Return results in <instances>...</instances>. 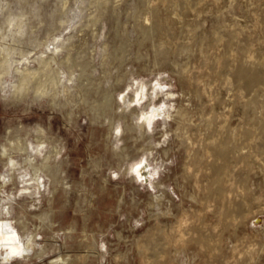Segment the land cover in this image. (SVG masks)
Listing matches in <instances>:
<instances>
[{
	"label": "rangeland",
	"instance_id": "obj_1",
	"mask_svg": "<svg viewBox=\"0 0 264 264\" xmlns=\"http://www.w3.org/2000/svg\"><path fill=\"white\" fill-rule=\"evenodd\" d=\"M3 1L4 0H0V3L2 4ZM8 1L12 5L8 3ZM31 1L5 0L3 6L0 4L2 6H0V24L3 23L2 25L5 26V23H8L11 11H22L20 13H24L23 16L29 14L27 16L28 19L34 17V20L36 19L35 21H37L39 17L37 15L34 16L33 13L38 10L42 18H47L46 21H49V25H51L52 22L57 23L60 19L56 18V20H53L52 17L57 16L55 15V11L63 8L61 5L64 1L67 3L66 5L64 4L67 8L63 10L65 11V17L72 14L71 16H76L75 19L77 21L83 19L81 22H85L84 18L86 20V17L88 18L87 14L91 11L88 1L85 2L86 4L88 2V6L85 4L86 7L84 6V10L81 11L77 7L79 0ZM148 1H153L159 5L156 8L155 19L152 18L147 22V20L145 21L144 19V15ZM70 2L72 4H69ZM140 2L139 0L104 1L102 6H107H104L103 9L106 7V13H109L106 16H110L108 20V17L104 20L105 23L103 22V27H100V24L94 26L98 28V34L95 30L94 32L88 33L92 36L87 34L86 37L81 38V34L78 35V33H74V36L72 34L71 37L72 42L70 43L69 41L68 47L63 48L62 51L64 53L61 52L63 53L61 56L64 57L67 51H71L73 52L71 54H74L71 60L63 64V66L65 65L66 74H68L69 66L77 64L72 67L75 66L74 68L79 77L82 65L85 63L88 64V72L91 75V79H85V82H89L88 85L91 90L88 88V91H85L87 92L85 95L83 94V96H81V93L75 89L77 87L74 86L67 95V99L70 102L63 97L64 100L62 99V101L64 104H58L57 106V104L51 101L40 100L39 98L32 99L30 97L22 99L5 97L2 95L3 91H1L0 142L5 141L7 135H25L26 127H33L40 123L46 128L51 138L56 139L58 143L63 145L62 153L60 154V157L63 158H59L62 160L59 162L58 166L60 167L59 169L57 167V174L54 180L57 189L54 195L51 196V202L48 199L47 193L43 195V197H39L37 193L34 195L24 193L19 196L18 194L22 193V182L19 181L21 178H19L18 181L16 180L17 172L15 173L14 181L7 184L5 187L6 189L2 188V179H0V210L2 209L3 201L9 199L11 194L17 196L14 201V217L19 218L22 216L21 219L24 220L26 224L25 227L22 223L16 221L15 223L19 227V230L22 233L26 231L37 233L36 241L38 242V249H49V253L43 258L39 255H34V253L30 258L16 256L14 260H11L12 264H52L51 260L58 255V249H55V246H59L61 252L71 256L69 264H143L141 258L142 249L149 250L153 256L152 258L157 259L158 246L160 245V236L162 234L161 225L157 222L156 213L159 207L154 195L160 191L157 187L156 189L155 186H150L147 182L143 184L140 181L138 182V180L133 178L132 172H126V167L133 162L135 157L144 152L149 153L151 150L149 153L151 155L149 158L151 166L154 165L156 161L164 164L160 170L161 177L165 183H167L170 195H172L174 200L176 199V210L180 209L178 206L180 202L179 199L184 198L185 204L189 205L191 193L194 195L197 194V188L194 186V179L192 176H189V174L186 173L187 170H185V162L190 160L188 156L190 147H188L183 138L176 132V121L169 118L167 119L168 121H165L164 114L162 118L160 117L162 121L158 120L159 122H156V127L154 126L155 129L151 131L152 133H150V135H148L149 132L142 134V132L140 133V131L133 128H126V130V123L133 124L136 122V119H133L134 114L131 113V108H127V118L122 121L118 128H111L109 127V120L105 117L104 111L98 108L99 102H101L103 98L102 92L100 91H103L106 87H110L112 90L109 112L111 115H115L122 111V96L127 92L131 82L133 83L135 81L134 83H137L140 80H144L149 82L148 85H163L162 92L159 94L158 98H156V102L163 99V103L164 100H166V103L169 104L170 107L174 103L176 106L183 104L188 107L190 115L192 116L190 120L191 128L189 129L192 133L194 132L193 134L196 135L197 138L200 136L201 132L206 130L205 126L209 122L206 117L208 119H210V117L215 118L218 122L227 117L228 119L230 118L229 121L232 122V125L247 126L246 123L249 120L252 122L253 119L257 118L263 109L264 79H261L262 81H257L253 86H248L237 76L235 77L232 73V69L246 64L248 66L254 65L264 73V0H189L190 4L188 1L183 0L179 3L180 6L178 5L177 8L179 15L172 8L170 0L167 2L168 4L166 2L164 3L163 0H140ZM54 4L56 7H54ZM188 5H190L189 8ZM29 7H31L32 10ZM69 7L70 10H73L70 11ZM1 10L4 14L6 13V15L3 16ZM24 10L27 11V14ZM107 10L113 11L110 13ZM135 14H137L136 17ZM7 15L9 16L7 17ZM180 18H182L181 20L183 21H179ZM137 19H140V21ZM155 21H157V23H155ZM142 22L147 25L155 24L156 31L154 34L159 37L161 35V37L159 38L153 34L149 36L144 35L146 38L143 37V34H141L142 32L137 31L139 30V24ZM182 22L184 24V26L183 24L182 26L185 28H182ZM64 29L63 30L66 32L72 30L69 27ZM39 32L45 33L42 29H40ZM80 32L82 33V31ZM176 33L178 34L176 35ZM154 36L156 38H153ZM74 37L75 40L73 41ZM22 38L24 39H19L20 41L17 40V43L21 42L18 43L20 45L15 44V40L11 43L15 47L18 46L17 48L21 47L23 49L31 45L26 42L27 40L28 42L32 41L34 43L39 41V37L35 36L33 38V35H24ZM77 42L80 45L77 44ZM105 43L110 48L109 53H106L103 48L106 46ZM162 43H164V45ZM71 46L75 47L72 48ZM69 47L71 50H69ZM25 49L28 50L29 48ZM253 55H255V57H252ZM73 56L75 57L73 58ZM216 57L222 62H218ZM244 57L247 60H245ZM2 58L0 54V64L3 63ZM249 59H252L251 61L253 62H248L249 64L244 62L249 61ZM69 62L73 63L69 64ZM32 64L37 65V61H33ZM185 67L191 71L189 72ZM219 69H221V71ZM188 73L192 74L191 79L188 78ZM213 73L217 74L214 75ZM77 75L74 76V83L77 80L79 81ZM221 75L224 76L222 77ZM231 77L234 78L229 81ZM218 79L220 81L222 80V82L220 83ZM232 80H234V83ZM223 83L225 85H223ZM101 87H103V89ZM112 88L115 89L113 90ZM238 88L240 90H238ZM169 89L173 90L170 97H173L175 94L173 97L174 101L166 97L168 95L165 92H167V90L169 91ZM210 93H212V95ZM77 97L78 99H76ZM244 97H246V99ZM238 99L239 103H237ZM66 101L70 104H67ZM161 103L162 102H160V104ZM171 108L173 109V107ZM98 112L99 114L101 112V114H97ZM248 117H250L249 120ZM196 123L197 125H195ZM164 126L165 128L168 126L170 129H168V134L164 132ZM201 129L204 130L202 131ZM112 132L115 134H111ZM129 152L131 154H128ZM194 168L195 164L191 166V170L193 171ZM4 172H6V175L12 174L11 170L6 168L4 159L0 155V173ZM159 177L160 175H156L155 179ZM256 180L258 181V179ZM58 186L60 187L59 189ZM248 186L251 187V189L254 187L252 182H249ZM249 193H244V195L242 193L243 197L240 195L238 199H245L244 197H246V199L249 198L250 201L254 203L253 209H258V203L254 202L255 200ZM185 194L187 195L185 196ZM21 207L24 208V210ZM258 213V215L264 218V212ZM250 217L249 215L245 223L240 222L237 224L236 222V224H233L232 215L229 216L230 220L227 218V222L225 221L221 226L219 225V229H223L222 242L224 243L227 253L230 254V259H232V252L228 250V245H231L232 242H229L230 239H228V237L230 236L229 238H231V235L234 236L238 234V241L245 249L244 255H241L242 259L239 264H254L253 262L247 263L246 259L248 258V260H250V255L246 250L255 251V256L258 258L255 264H264V219L258 223V225L262 224L261 226L254 227L250 222ZM161 218L164 221L166 220L163 217ZM212 218H210V221H215V217ZM166 221L170 224L171 218H168ZM232 230L236 231L234 232ZM239 235L242 237L240 238ZM224 238L227 241V245L225 244ZM247 247L251 248L249 249ZM197 258V263L195 264H203L201 263L202 257L197 256ZM209 259L211 260V258ZM0 260L2 261L1 258ZM1 261L0 264H4V261ZM149 262V264H157L151 261Z\"/></svg>",
	"mask_w": 264,
	"mask_h": 264
},
{
	"label": "bare ground",
	"instance_id": "obj_2",
	"mask_svg": "<svg viewBox=\"0 0 264 264\" xmlns=\"http://www.w3.org/2000/svg\"><path fill=\"white\" fill-rule=\"evenodd\" d=\"M86 1L89 2V5H90L89 8L91 11L87 14L88 18L85 16L86 17V20L84 18L85 22H81L83 19L81 21H80V19L77 21L75 19L76 16H71L72 14L65 17V15H64L65 11H63V10H64V8H67L65 6L67 4L66 1L62 2L63 4L60 2L62 4L61 6H63V8L60 7L61 9H59L58 11H55L56 9L54 10L56 12L55 15H57V16L52 17L53 20L54 19L56 20V18H59L60 21L59 22L57 21V23L52 22L51 25H49V21L48 22L46 21L47 18L45 19V18H42L40 16L39 10L33 13V15L34 16L37 15L39 17V19L37 21H35L36 19L34 20V17H33L32 18L33 21H32V19L30 17L29 18L31 20L28 19L27 16L29 14H27V11L24 10L26 12L27 16H23L24 13H20L22 11L15 12V11H11L9 9L11 12L9 14L10 17L8 19V23H5L6 24V25L4 24L5 26L2 25L3 24L2 22H1L2 24H0V54L3 57L2 58L3 63L0 64V95H1V91H3L2 95L5 97L22 98V99H27L30 97L32 99L39 98L40 100L51 101V102L57 104V106H58V104H64V102L62 101L63 97H65V100L69 101L67 99V95L71 92L70 90H72L71 88L72 87L74 88V86L77 87L75 89L81 93V96H83V94L85 95V93H87L85 91H88V88H89L88 83L89 82L86 83L85 79H91L90 78L91 75L88 72V66H87L88 64L84 62L85 64L82 65L81 71L79 72L80 73L79 77H78L76 70L74 68L75 66L72 67L73 65H77V64H72V66H69L68 74H66L65 68H64L65 65L63 66V64L66 61L71 60L72 55H74V54H71V53H73L71 51H67L68 53L66 52L67 54L65 53L66 55L64 54V57L61 56L64 53L62 51L63 48L68 47L69 41H70V43L72 42V40H71L72 34L74 36V33H78V35L81 34V38H84V37H86V35L88 33H91L92 31L94 32L95 30L96 31L98 30L97 27H94V26H96V24H98V25L100 24V27H103V24L105 23L104 20L106 19V17H108L107 20L109 19L110 15L106 16L109 14V13L108 14L106 13V7L104 8L105 10L103 9V7L107 6V5L102 6L103 5L102 3L104 1L108 2V0H79L78 3L76 1L77 5H78L77 7L79 8L80 11L84 10V6L86 4L85 3ZM130 1H132V0H130ZM168 1L169 0H163L164 3L165 2L167 3ZM170 1H171V3L170 2L169 3L171 4L172 8L179 15L177 8H178L179 3H181V1H183V0H170ZM186 1H188V3H189V0H186ZM3 2H2V4L0 3L2 6L4 5ZM35 2H37V1H35ZM38 2H39V0H38ZM88 2H87V4H88ZM139 2H140V0H139ZM200 2L203 3L202 1H200ZM8 3H10V2L8 1ZM18 3H21V2H18ZM7 4H6V6H7ZM15 4H16V2H15ZM69 4H72V3L70 2ZM147 4L148 5L145 9L144 19H145V21L147 20V22H148L152 18L155 17L156 11H157L156 8L158 7L159 4H157L153 1H151V2L148 1ZM21 5H23V4H21ZM25 5H26V3H25ZM56 5H58V4H56ZM184 5H185V3H184ZM46 6H47V4H46ZM125 6H126V4H125ZM189 6L190 5H188V8H189ZM1 7H0V9H1ZM17 7H16V10H17ZM31 7H29V8H31ZM54 7H56L55 4H54ZM70 7H69V10H70ZM94 7H95V9H94ZM24 8H26V7H24ZM31 10H32V8H31ZM72 10H70V11H72ZM87 10H89V9H87ZM192 10H194V9H192ZM112 11H108V12L111 13ZM141 11H142V8H141ZM30 12H33V11H30ZM2 13H3V16L6 15V13L4 14L3 11H2ZM44 13H46V12H44ZM82 13H83V11H82ZM51 14H53V13H51ZM78 14H79V12H78ZM184 14H185V11H184ZM9 15H7V17ZM44 15H46V14H44ZM136 15L137 14H135V17H136ZM158 15H160V14H158ZM166 16L169 17L168 15H166ZM175 16H177V15H175ZM31 17H32V15H31ZM127 17H128V15H127ZM140 17H137V18H140ZM183 17H185V16H183ZM81 18H83V17H81ZM162 18H164V17H162ZM144 19H143V21H144ZM154 19H153V21H154ZM181 19L182 18H180L179 21ZM5 20H7V19H5ZM50 20H51V18H50ZM137 20L140 21V19H137ZM181 21H183V20H181ZM126 22H128V21H126ZM155 23H157V21H155ZM77 24H79V25H77ZM182 24H183V22L181 23V26H182ZM159 26H160V24H159ZM183 26H184V24H183ZM183 26H182V28H185ZM68 27L71 28L72 30L70 29L71 30L70 32L64 31V30H66L64 28H68ZM131 27H133V26H131ZM167 27H169V26H167ZM189 27H190V25H189ZM138 28H139V30H137V31H141L142 33L141 32L140 33L143 34V37L149 36L151 34L155 35L154 34V32L156 31L155 24L147 25V24L142 22L139 24ZM163 28H165V27H163ZM40 29H42L43 32H45V33H40L39 32ZM159 29H160V27H159ZM191 29H192V27H191ZM80 31H82V33ZM132 31H133V29H132ZM166 33H167V29H166ZM97 34H98V31H97ZM168 34H167V36H168ZM177 34L178 33H176V35ZM24 35H26V36L33 35V38L35 36L36 37L38 36L39 41L37 43H34L32 41L28 42V40H27L26 42L31 44L29 47L28 46L25 47V48H29L28 50H26L25 48L22 49L21 47L17 48L18 47L17 45H20L18 43H21V42L17 43V40L20 41L19 39H21V40L24 39V38H22ZM88 35H91V34H88ZM155 36H158V35H155ZM155 36L153 38H156ZM75 37H74L73 41L75 40ZM160 37H161V35H160ZM91 39H92V37H91ZM234 39H235V37H234ZM14 40L16 41L15 44H17L16 45L17 47H15L11 43ZM82 40H84V39H82ZM228 41H229V38H228ZM141 42H143V41H141ZM144 42H145V40H144ZM223 43H225V42H223ZM23 44L25 45L24 42H23ZM29 44H27V45H29ZM77 44H79V43L77 42ZM162 44L164 45V43H162ZM72 45H73V43H72ZM235 46H236V44H235ZM239 46H240V44H239ZM74 47H72V48H74ZM99 47H101V46H99ZM188 47H190V46H188ZM76 48H77V46H76ZM103 48H104L106 53H109L110 48L107 46V44ZM167 48H169V47H167ZM118 49H119V47H118ZM189 49H191V48H189ZM69 50H71V48ZM165 51H167V50H165ZM233 51H232V53H233ZM61 52H63V53H61ZM111 52H112V50H111ZM205 52H206V50H205ZM252 54H254V53H252ZM238 55H239V52H238ZM222 56H223V54H222ZM246 56H247V54H246ZM74 57L75 56H73V58ZM252 57H255V55H253ZM216 58H217L218 62H222V61H219L218 57H216ZM232 58H234V57H232ZM238 59H240V58H238ZM244 59L247 60L245 57H244ZM251 60L249 59V61H244V62L245 63L247 62V64H249L248 62H250V63L253 62ZM33 61L34 62L37 61V65L32 64ZM74 61H76V60H74ZM0 62H1V60H0ZM70 63H73V62H69V64ZM231 63H234V62H231ZM259 66L261 67L260 64H259ZM186 68L187 67H185V69ZM210 68H211V66H210ZM216 68H218V67H216ZM77 70H78V68H77ZM209 70H211V69H209ZM219 70L221 71V69H219ZM190 71L191 70H189V72ZM184 73H185V71H184ZM232 73L235 75V77L237 76L239 79H241L243 82H245L248 86H253L257 81L264 79V73H262L254 65L253 66H248L246 64L240 65V66L232 69ZM197 74H199V73H197ZM216 74H214V75H216ZM76 75H77V78L79 79V81L77 80L78 83H77V81L74 83V76H76ZM180 75H182V74H180ZM191 75L192 74L188 73V75H187L188 78L191 79L192 78ZM221 76L223 77L224 75H221ZM208 78H209V76H208ZM208 78H206V79H208ZM232 78H234V77H231L230 80L229 79L228 80L231 81ZM202 79H204V78H202ZM202 79H201V81H202ZM90 81H92V80H90ZM197 81H199V80H197ZM206 81H205V83H206ZM209 81H210V79H209ZM233 81L234 80H232V82ZM134 82L130 83V85L128 86L127 92L125 94H123L122 104L118 102L122 106V111L119 113H116L115 115H111L109 112L110 98H111L110 96L112 95V90L110 89V87H108V88L106 87L105 89H103V87H101L103 89V91H100V92H102L103 98H102V101L99 102L98 108L101 109L102 111H104L105 117H107L109 120V122H108L109 127L115 128V129H116V127L118 128V126L122 123V121L127 118V113H126L127 108L128 109L131 108V113L134 114L133 119H136L135 120L136 122L133 124H127L126 123L125 129L126 128H133L137 131H140V133L142 132V134L149 132L148 135H150V133H152L151 131L155 129L154 126L156 125V122L158 120L162 121V120H160V117L162 118V116L164 114H165L164 115L165 121H168L167 120L168 118L175 120L176 124H177V127H176L177 131L176 132L178 133V135H180L183 138L184 142H186L188 147H190V151L188 154L190 160H187L185 162V168H186L185 170H187L186 173L189 174V176L193 177L194 186L197 188V194H195V195L193 193H191L189 190V192L191 193L190 199H189L190 200L189 205L185 204L184 198L179 199L180 202L179 203L177 202V203H178V206L180 209L176 210L175 209V207H177L175 205L176 199L174 200L172 195H170L169 190L167 188L168 185H167V183H165V181L161 177L162 175L160 173V170L162 169V165H164V164L159 163V161H156V163L154 165H152V166L150 165L151 161L149 158L151 155L149 153L151 150L150 151L148 150L149 153L148 152H144V153L141 152L143 154H140L139 156L135 157L133 162L130 163V165L126 167V172L127 171L132 172L133 178L138 180V182L140 181L142 184L147 182L150 186H153V187L155 186V188L157 187L158 190L160 191L159 193L154 195L156 198V202L158 203V207H159V208L157 207L159 210L156 214H157V222H158V224L161 225V234H162L160 236V243H159L160 245L158 246L159 250H158V254H157V259L152 258L153 256L149 250L142 249L141 258H142L143 264H149L150 263L149 261L157 263V264H195V263H197L196 262L197 256L202 257L201 263H203V264H239L241 259H242L241 255L242 254L244 255L245 249L243 248V246L240 245V242L238 241L239 240V238L237 236L238 234L236 235L234 233L235 234L234 236L231 235V238H229L230 236L228 237V239H230L229 242H232L231 245H228V248H229L228 250L232 252V256H233V258L230 259V254L227 253V250L225 249L224 243L222 242L223 241V229L221 230V229H219V227L221 226V224L223 222L226 221L227 218L229 219V216H231V215L233 218L232 219L233 224H236V222H237V224H239L240 222L245 223L248 216L250 215L251 216L250 222H251L252 226L258 227V226L262 225V224L258 225V223H260L262 221V219H264V218H262L260 215H258L259 214L258 212H264V106H263V109L261 110L260 115H258L257 118L253 119L252 122L249 120L250 117H248L249 121L247 120L248 122L247 123L245 122L247 124V126L246 125H240L239 126V125H234V124L232 125L231 124L232 122L229 121L230 118L228 119L227 117L222 119V120H219V122L216 121L215 118L210 117V119H208L206 117V119L209 121L207 123V125L205 126L206 130H204L205 128L202 124V126L204 128L203 129L204 132L200 131L201 132L200 136H198V138H197L196 135L193 134L194 132L192 133L189 129V128H191L190 127V120H191L192 116L190 115V111H189L188 107L184 106L183 104L176 106V104L173 102L174 104L171 106V107H173V109H172L169 106V104L166 103V100H164V103H163L162 98H161L162 99L161 101L159 100L158 102H156V98H158L159 94L162 92L163 85H160V84H157L160 86L148 85L149 82L144 81V80H140L137 83H134ZM221 82H222V80L220 81V83ZM196 83H198V82H196ZM217 83H218V81H217ZM223 85H225V84L223 83ZM226 85H227V83H226ZM76 90H74V91H76ZM235 90H237V89H235ZM238 90H240V89L238 88ZM229 91H230V89H229ZM165 93H167V95H168V96H166L167 98L169 97V98L173 99V97L175 96V94H174L173 97H170L171 94L173 93L172 89L171 90L169 89V91L167 90V92H165ZM115 94H116V92H115ZM184 94H185V92H184ZM210 94L212 95V93H210ZM75 95H76V93H75ZM113 96H114V93H113ZM113 96H112V98H113ZM214 96H215V94H214ZM233 96H235V95H233ZM239 96H240V94H239ZM175 98H177V97H175ZM234 98H232V99H234ZM244 98L246 99V97H244ZM73 99H74V96H73ZM73 99H72V101H73ZM76 99H78V97ZM217 99H218V97H217ZM67 101H66V103H67ZM173 101H174V99H173ZM69 102L67 104H70ZM160 102H162V103L160 104ZM232 102L234 103L233 100H232ZM237 103H239V99H238ZM253 103H255V102H253ZM227 108H229V107H227ZM97 111H98V109H97ZM101 112H100V114H101ZM97 114H99V112ZM254 115H255V113H254ZM233 121H235V120H233ZM132 122H130V123H132ZM195 125H197V123ZM168 126H166V128L164 126V128H165L164 132H166V133L170 130L168 128ZM115 129H113V130H115ZM135 130H132V131H135ZM113 133L114 132H112L111 134H113ZM141 145H142V143H141ZM0 146H1L0 155L4 159L5 166H6V168L10 169L12 172L11 175H6L5 174L6 172L0 173V179H2V188H5L7 184H9L11 181H14V176H15V173L17 172L16 180L18 181V179L21 178V180L19 179V181L22 182V187H21L22 193H19L18 194L19 196H21L24 193L32 194V195L37 193L39 195V197H43V195H45L47 193L48 199L51 202L52 201L51 196L54 195L55 190L57 189L55 187L54 180H55V177L57 174V167L59 169L60 166H58V165H59L60 160H62L59 158H63V157H60V154L62 153L63 145L58 143L56 139L51 138L48 135L46 128L42 124L39 123L33 127H29V128L26 127L25 128V135H22V134L7 135V139L5 141H1ZM128 154H131V153L129 152ZM61 163H62V161H61ZM193 164H195V168L192 171L191 166ZM156 175L157 176L160 175V177L155 179ZM256 179H258V181ZM191 182H192V180H191ZM249 182H252V184L254 185V187L252 189H251V187L248 186ZM257 184H258V186H257ZM188 185H190V184H188ZM59 188L60 187L58 186V189ZM189 188H190V186H189ZM186 189H187V187H186ZM183 190H184V188H183ZM242 193H243V195H244V193H247V194L249 193L250 195H252L251 197L255 200L254 202L258 203L259 208L254 210L253 209L254 203H252L249 198L246 199V197H244L245 199H241V200L238 199V197H240V195L242 196ZM183 195H184V193H183ZM186 195L187 194H185V196ZM16 198H17V196H13V194H11L9 199H6L5 201H3L2 209L0 210V258L2 259V261H4V264H12L11 260H14L16 258V256H22V257H29L30 258V257H32V254L34 253V255H39L40 257L43 258L49 253L48 248H44V249L42 248V250L38 249V242L36 241L37 240V233H32L29 231H26L27 233L26 232L22 233L19 230V227L15 223L16 221H18L19 223H22L23 226H25V227H26V224L24 223V220L21 219L22 216H20L19 218L14 217L13 210H14V201L16 200ZM22 207H23V205H22ZM22 209L24 210V208H22ZM161 217L165 218L166 220L168 218H171L170 224L167 223L166 220L164 221ZM212 217H215V221H210V218H212ZM232 231H234V230H232ZM224 235H225V233H224ZM241 237L242 236H240V238ZM224 240H225V244L227 245V243H226L227 241L225 238H224ZM247 248L250 249L251 247H247ZM55 249H58V252H57L58 255L51 260L52 264H69L71 256L61 252V249L59 246H55ZM246 251H248L249 255H250V260H248V258L246 259L247 263L253 262L255 264L257 262V259H258L255 256V251L254 250H246ZM206 256H208V257H206ZM209 258H211V260Z\"/></svg>",
	"mask_w": 264,
	"mask_h": 264
}]
</instances>
